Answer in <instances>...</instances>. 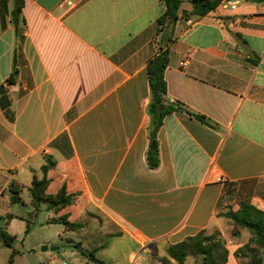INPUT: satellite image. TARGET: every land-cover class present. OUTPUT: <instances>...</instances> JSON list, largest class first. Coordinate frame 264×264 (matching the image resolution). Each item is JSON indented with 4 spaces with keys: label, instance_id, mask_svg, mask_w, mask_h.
<instances>
[{
    "label": "crops",
    "instance_id": "crops-1",
    "mask_svg": "<svg viewBox=\"0 0 264 264\" xmlns=\"http://www.w3.org/2000/svg\"><path fill=\"white\" fill-rule=\"evenodd\" d=\"M185 1L165 71L167 98L185 110L164 118L151 168L147 63L164 0H0V230L15 237L0 243L11 254L41 204L32 197L15 230L11 185L20 193L47 176L49 194L75 196L54 221L81 224L63 223L77 240L63 256L47 249V264H161L205 229L240 264L251 234H234L223 213L241 201L264 210V0H221L203 16Z\"/></svg>",
    "mask_w": 264,
    "mask_h": 264
},
{
    "label": "trees",
    "instance_id": "trees-1",
    "mask_svg": "<svg viewBox=\"0 0 264 264\" xmlns=\"http://www.w3.org/2000/svg\"><path fill=\"white\" fill-rule=\"evenodd\" d=\"M183 1L164 0L166 9L158 18L157 27V32L161 35V38L155 55L147 63V75L151 89V99L148 105V112L151 116V127L147 162L151 168H156L160 162L157 132L164 118L172 112L185 110V107L180 102L176 100L172 102L167 98V83L165 79V71L170 55L169 46L173 41L174 28L179 19V10ZM188 1L193 6L192 12L203 16L214 10L221 0ZM20 11L21 6L18 5L14 12L15 20H17ZM13 78L14 75L9 79V82H12ZM200 118L204 119L203 116H200ZM54 164V161H50L44 165V171L46 172ZM49 182L50 180L47 176L42 178L35 176L33 178L30 190L36 207L40 203H45L48 209L58 212L74 201L75 196L68 194L64 187L55 194H49L47 192ZM16 188V183H13L11 185L12 202L21 201L20 193ZM223 215L233 221L234 234L239 233L241 230H246L251 234L249 241L235 252L240 264H263L264 210L258 209L248 201H241L238 210L234 211L230 208ZM60 221L69 228L81 226L80 223H72L65 217H61ZM30 226V222L27 221V231L30 230ZM0 239L5 244L13 247L15 237L6 230H0ZM16 252L13 248L8 264H13ZM167 254L168 256H163L159 259L161 264H185L188 257L195 258L197 264H227L229 249L219 229L211 231L205 229L194 236L169 245ZM244 258H248L247 263H243L242 260ZM93 260L99 264H103L99 259L95 258Z\"/></svg>",
    "mask_w": 264,
    "mask_h": 264
},
{
    "label": "rangeland",
    "instance_id": "rangeland-1",
    "mask_svg": "<svg viewBox=\"0 0 264 264\" xmlns=\"http://www.w3.org/2000/svg\"><path fill=\"white\" fill-rule=\"evenodd\" d=\"M189 6L190 3L186 0L184 6ZM20 195L23 199L21 202H15L10 205V211L16 216L15 221V230H18L22 227L24 222H21L23 218L31 219L28 206L32 204V195L29 188L26 186L20 192ZM58 215L52 210L47 208L45 203H41L39 206V211L37 215L31 219L30 230L27 232L28 238L26 241H18L17 248L19 253L14 256L13 264H47L48 258L46 255L51 253L50 250L43 251L42 246L39 245V242L44 237L52 238V243L49 245L58 246L59 248L54 251L60 256L65 255L72 247L69 245L73 242L70 239L77 240L78 231L76 230H66L65 225L61 222H55ZM48 221H51L50 223ZM85 221H89L87 218ZM93 225L87 223L85 229L89 231ZM107 240H105L106 242ZM33 244L34 248L27 247ZM85 247V250L88 247ZM87 248V249H86ZM11 255V249L8 246L0 243V264H8ZM264 258V253H263ZM243 263L248 262V258H244ZM264 264V260H263Z\"/></svg>",
    "mask_w": 264,
    "mask_h": 264
},
{
    "label": "water",
    "instance_id": "water-1",
    "mask_svg": "<svg viewBox=\"0 0 264 264\" xmlns=\"http://www.w3.org/2000/svg\"><path fill=\"white\" fill-rule=\"evenodd\" d=\"M231 1H233V2H236V1H240V0H231ZM251 1H257V2H262L263 0H251ZM56 246H53V245H51V246H47V245H44L43 247H42V250L43 251H46L47 249H50V250H56Z\"/></svg>",
    "mask_w": 264,
    "mask_h": 264
},
{
    "label": "built area",
    "instance_id": "built-area-1",
    "mask_svg": "<svg viewBox=\"0 0 264 264\" xmlns=\"http://www.w3.org/2000/svg\"><path fill=\"white\" fill-rule=\"evenodd\" d=\"M227 1L230 3V5H231L232 7H235V3H236V2H233V1H231V0H227ZM181 64H182V66H186V65L188 64V60H187V59H184V60L181 62ZM170 101L174 102L175 100H174V99H170Z\"/></svg>",
    "mask_w": 264,
    "mask_h": 264
}]
</instances>
